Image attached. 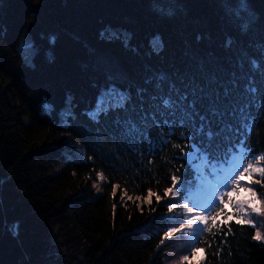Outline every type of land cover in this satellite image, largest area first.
Here are the masks:
<instances>
[{
  "label": "trees",
  "instance_id": "1",
  "mask_svg": "<svg viewBox=\"0 0 264 264\" xmlns=\"http://www.w3.org/2000/svg\"><path fill=\"white\" fill-rule=\"evenodd\" d=\"M236 3L0 0V264H181L182 255L190 257L184 264H264V241L253 239L261 228L251 210L246 218L254 226L232 222L231 234L205 232L206 240L196 242L185 229L164 239L176 223L164 218L174 213L163 207L164 190L179 167L176 154L144 159L142 143L120 141L111 118L97 126L83 115L114 76L121 87L134 92L144 86L151 93L145 78L153 74L169 75L177 87L208 73L224 81L241 52L264 55V0H248L247 14L261 23L247 36L236 31L247 19ZM106 30L129 35L128 46L105 40L100 34ZM156 36L163 43L159 54L149 47ZM229 36L239 51L224 49ZM25 39L35 48L30 63L20 52ZM69 96L77 114L71 127L59 116ZM145 107L149 113L151 105ZM254 133L262 154L264 119ZM247 188L264 202L258 173L238 191ZM149 189L161 196L159 204L155 196L151 205L144 202ZM13 224L18 234L9 230ZM191 248L202 251L193 257Z\"/></svg>",
  "mask_w": 264,
  "mask_h": 264
},
{
  "label": "snow or ice",
  "instance_id": "2",
  "mask_svg": "<svg viewBox=\"0 0 264 264\" xmlns=\"http://www.w3.org/2000/svg\"><path fill=\"white\" fill-rule=\"evenodd\" d=\"M249 7L248 0H237V11L247 16V19L238 23L236 31L245 36L261 23L247 14ZM162 14L167 13L162 11ZM100 35L109 42L120 41L126 47L131 39L126 33L108 30ZM196 39L199 41L202 37L197 36ZM149 47L152 53L159 54L163 43L156 36L150 40ZM223 47L229 52L234 49L239 51L238 40L231 36L226 37ZM20 52L25 63H30L35 55L34 45L25 39L20 46ZM145 84L151 86V93L144 86H137L134 92L128 86L121 87L118 78L114 76L98 92L94 104L89 106L83 115L97 126H102L104 121L111 118V123L119 135L132 141L145 135L144 129L149 120L145 106L151 105L153 122L157 116H162L165 127H169L171 121L172 128L182 129L178 137L185 141L184 147L181 148L182 159L190 166L185 172L191 171L194 176L192 179L182 180L175 174L171 175V187L164 190L167 203L163 204V207L174 215L164 218L176 223L165 231L164 239L184 232L185 229H191L190 235L199 242L205 232L219 230L222 224L233 219L236 224L254 226L253 220L246 218V206L252 213L264 216V202L257 198L256 191L251 188L244 189L249 193V197L242 200H233L231 197L239 190V177L244 173L249 177L258 173L264 178V166H256L264 161V153L253 155L242 138L251 135L264 119V55L258 52V55L248 57L241 52L236 60V70L224 81L208 73L177 87L169 75L153 74L151 78H145ZM75 107L73 99L66 97L65 106L59 113L62 126L71 127L72 121L77 118ZM45 109L53 110L47 103ZM174 134L171 131L161 133L151 143H159L163 137ZM188 141L192 142L190 150ZM164 142L170 143V140ZM69 147L75 149L76 155L80 154L79 147L71 143ZM245 160L249 162L244 164ZM97 175L100 180L105 179L102 172ZM254 182L260 183L259 180ZM117 188L119 185L113 188V197L116 196ZM228 188H231V191H225ZM124 196H127L126 191L120 199L123 200ZM153 196L159 204L161 196L151 189L148 190L144 202L151 205ZM225 196L228 197L227 201ZM127 198L132 200L131 196ZM136 199L139 200L140 197ZM226 203L232 204L239 215H228L227 220L218 223V219L225 212V208L219 205ZM113 209L115 210V204ZM18 228L17 224L9 226L14 235L18 234ZM164 239L160 241L161 244ZM253 239L264 241V234L257 229ZM208 246L211 247L210 244ZM188 251L195 257L202 249L191 248ZM189 258V255H182L181 264L189 261Z\"/></svg>",
  "mask_w": 264,
  "mask_h": 264
},
{
  "label": "bare ground",
  "instance_id": "3",
  "mask_svg": "<svg viewBox=\"0 0 264 264\" xmlns=\"http://www.w3.org/2000/svg\"><path fill=\"white\" fill-rule=\"evenodd\" d=\"M262 121V120H261ZM147 124V122H146ZM260 124V122H259ZM164 128L169 132V131H173L174 128L171 127V121H169V127H165ZM118 135H119V132H118ZM120 136V135H119ZM158 138V135L156 133H148L146 132L145 135L143 137H140V138H136V139H139L140 141H142L144 143V145L146 146V149L147 150H152L153 149V144L151 143V141L153 139H156ZM151 145V146H150Z\"/></svg>",
  "mask_w": 264,
  "mask_h": 264
},
{
  "label": "rangeland",
  "instance_id": "4",
  "mask_svg": "<svg viewBox=\"0 0 264 264\" xmlns=\"http://www.w3.org/2000/svg\"><path fill=\"white\" fill-rule=\"evenodd\" d=\"M247 212V210H246ZM251 216L256 220V222L259 224L260 228H261V232H264V218L263 216H259L257 214H251ZM47 264H56L53 262L48 261Z\"/></svg>",
  "mask_w": 264,
  "mask_h": 264
}]
</instances>
